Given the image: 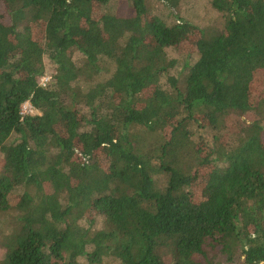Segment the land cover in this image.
<instances>
[{
    "label": "trees",
    "instance_id": "trees-1",
    "mask_svg": "<svg viewBox=\"0 0 264 264\" xmlns=\"http://www.w3.org/2000/svg\"><path fill=\"white\" fill-rule=\"evenodd\" d=\"M112 1L0 0V264H264V0Z\"/></svg>",
    "mask_w": 264,
    "mask_h": 264
},
{
    "label": "rangeland",
    "instance_id": "rangeland-1",
    "mask_svg": "<svg viewBox=\"0 0 264 264\" xmlns=\"http://www.w3.org/2000/svg\"><path fill=\"white\" fill-rule=\"evenodd\" d=\"M118 1L119 0L112 1L110 5L108 6V11L111 13H116L118 15H123L127 13L128 12L127 4L124 1L123 2L121 1L118 2ZM208 3H209V0H193L191 4L189 5L188 9H186L187 11H185L182 14V16L188 21H196L197 23L203 24L204 26L209 25V24H212L214 26H220L222 24L221 15L215 11L210 10L208 7ZM173 55L178 57L181 63H183L184 61L193 63L196 60L195 56L190 57L187 55V52L182 53V55L180 56L176 53H174ZM74 59L76 61H80V55L79 54L75 55ZM182 66H183L182 64H179V68L177 70L173 69L171 71V75L178 76L180 69L183 68ZM46 72H47V75L44 78H50L52 76V73H54L53 69L49 66L46 67ZM256 80H257L258 87L264 86V74H261L259 72L257 74ZM165 82L167 81L164 80V83ZM256 93L259 94L260 90H257ZM27 112H29L28 107H27ZM230 119H231L230 122H234L236 124L237 121H245L246 123H251L257 120L258 118L255 117L254 115H247V116L232 115ZM263 123H264V119H263ZM196 138H204L205 141L212 144V135L207 131L198 132V134H196ZM2 157L3 156L0 153V162L2 161ZM95 221L96 222L92 225V223H90L89 220H84L82 222V225L85 227H90L92 225L94 228H101L103 225L102 224L103 218L101 216H98L96 217ZM4 255H5V250L0 249V260L4 257ZM210 257L219 262H226V257L218 251H212L210 254ZM165 261H166V264H171L172 256L170 254L166 255ZM80 262L83 264H90L86 258L80 259ZM104 264H116V263L113 262L112 260L106 259Z\"/></svg>",
    "mask_w": 264,
    "mask_h": 264
},
{
    "label": "built area",
    "instance_id": "built-area-1",
    "mask_svg": "<svg viewBox=\"0 0 264 264\" xmlns=\"http://www.w3.org/2000/svg\"><path fill=\"white\" fill-rule=\"evenodd\" d=\"M50 78H43L42 83L43 86H46V84L48 83ZM27 107L29 108V112H27ZM37 114V112L35 111V109L33 108V106L30 103H26L23 108H22V115L26 116V115H35Z\"/></svg>",
    "mask_w": 264,
    "mask_h": 264
}]
</instances>
